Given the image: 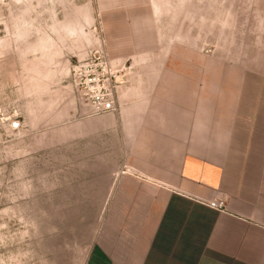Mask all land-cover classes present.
I'll list each match as a JSON object with an SVG mask.
<instances>
[{
	"label": "rangeland",
	"instance_id": "obj_1",
	"mask_svg": "<svg viewBox=\"0 0 264 264\" xmlns=\"http://www.w3.org/2000/svg\"><path fill=\"white\" fill-rule=\"evenodd\" d=\"M192 123L264 156V0H0V264H90L119 174Z\"/></svg>",
	"mask_w": 264,
	"mask_h": 264
},
{
	"label": "crops",
	"instance_id": "obj_2",
	"mask_svg": "<svg viewBox=\"0 0 264 264\" xmlns=\"http://www.w3.org/2000/svg\"><path fill=\"white\" fill-rule=\"evenodd\" d=\"M161 132L159 155L119 174L125 199L90 264H264V156L231 155L247 146L193 123Z\"/></svg>",
	"mask_w": 264,
	"mask_h": 264
},
{
	"label": "built area",
	"instance_id": "obj_3",
	"mask_svg": "<svg viewBox=\"0 0 264 264\" xmlns=\"http://www.w3.org/2000/svg\"><path fill=\"white\" fill-rule=\"evenodd\" d=\"M85 65H89V64H85ZM75 67V72L79 73L80 75H82V64H79ZM87 68V66H86ZM91 81H89L87 84H89ZM96 85V84H95ZM95 85L94 84H90L88 87V90H92L95 89ZM99 107L102 110H111L113 108V100L112 99H102ZM19 126V122H13L12 124V128H17ZM209 204L214 207V208H221L222 207V201L221 200H212L209 202Z\"/></svg>",
	"mask_w": 264,
	"mask_h": 264
},
{
	"label": "bare ground",
	"instance_id": "obj_4",
	"mask_svg": "<svg viewBox=\"0 0 264 264\" xmlns=\"http://www.w3.org/2000/svg\"><path fill=\"white\" fill-rule=\"evenodd\" d=\"M210 205V204H209ZM211 206V205H210ZM212 207V206H211Z\"/></svg>",
	"mask_w": 264,
	"mask_h": 264
}]
</instances>
